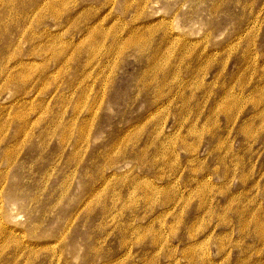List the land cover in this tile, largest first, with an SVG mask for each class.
Listing matches in <instances>:
<instances>
[{
    "label": "rangeland",
    "instance_id": "rangeland-1",
    "mask_svg": "<svg viewBox=\"0 0 264 264\" xmlns=\"http://www.w3.org/2000/svg\"><path fill=\"white\" fill-rule=\"evenodd\" d=\"M0 264H264V0H0Z\"/></svg>",
    "mask_w": 264,
    "mask_h": 264
},
{
    "label": "bare ground",
    "instance_id": "bare-ground-1",
    "mask_svg": "<svg viewBox=\"0 0 264 264\" xmlns=\"http://www.w3.org/2000/svg\"><path fill=\"white\" fill-rule=\"evenodd\" d=\"M97 33V32H96ZM139 44V43H138ZM22 118V117H21ZM18 119V118H17ZM23 120V119H22ZM83 133V132H82ZM86 135V134H85Z\"/></svg>",
    "mask_w": 264,
    "mask_h": 264
}]
</instances>
